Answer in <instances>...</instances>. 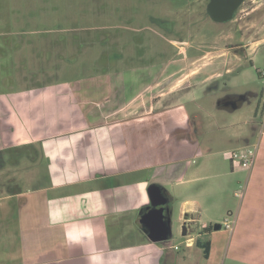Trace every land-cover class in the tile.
Masks as SVG:
<instances>
[{
    "label": "rangeland",
    "instance_id": "1",
    "mask_svg": "<svg viewBox=\"0 0 264 264\" xmlns=\"http://www.w3.org/2000/svg\"><path fill=\"white\" fill-rule=\"evenodd\" d=\"M208 2L0 0V147L6 149L0 153V264L16 250L21 202L10 192L21 189L36 199L31 211L41 207L39 198L55 193L49 191L51 167L43 158V143L32 140L50 132L47 127L55 120L67 121L70 109L60 106H82L88 119L99 106L88 109L89 103L77 105L73 98L71 105L69 96L56 100L54 94L72 88L83 102L93 90V101L120 105L144 95L155 80L198 68L203 76H214L188 89L197 99L185 106H204L203 126L196 136L211 139L202 152L207 159L211 149L215 168L208 175L216 176L195 183L193 190H212L213 201H223V210L239 211L213 218L210 209L201 224L222 225L217 234L201 236V241L212 242L211 257L205 259L203 250L193 247L185 261L186 238L177 203L164 264H264V205L258 195L255 212L246 208L248 173L233 169L220 153L225 146L264 145V0H246L237 20L227 23L210 18ZM256 7L257 13L247 15ZM240 46L246 50L238 54ZM222 100L239 107L232 112L216 108ZM239 136L250 143H236ZM61 143H67L64 150L72 145L68 139ZM202 159L197 154L195 164ZM226 220L231 229L225 228Z\"/></svg>",
    "mask_w": 264,
    "mask_h": 264
},
{
    "label": "crops",
    "instance_id": "2",
    "mask_svg": "<svg viewBox=\"0 0 264 264\" xmlns=\"http://www.w3.org/2000/svg\"><path fill=\"white\" fill-rule=\"evenodd\" d=\"M200 73V68L182 74L173 72L149 84L147 93L135 101L120 105L116 101L112 105L93 101V90L91 98L83 102L72 88L54 94L56 100L69 96L71 105L73 98L77 105L87 102L90 109L98 104L101 110L95 106L94 115L88 119L81 112L82 106H60L70 109L67 121L55 120L50 128L45 124L51 131L32 140V144L43 143V158L51 167L53 185L49 191L55 193L39 198L41 207L31 211L30 204L36 199L26 197L21 189L10 192V197L19 198L21 204L14 235L16 250L4 256L6 264H164L177 203L182 236L186 238L185 261L197 241L203 242L201 236L217 234L222 225L201 224L202 217L212 211L215 218L220 212L232 215L239 210H223V201H213L212 190H193L195 183L216 176L208 175L215 168L209 158L213 155L211 149L207 150V159L202 152L204 143L211 139L196 136L203 126L204 106H185L189 101L196 103L190 88L214 76ZM111 82L114 84L115 76ZM173 100L175 104L171 105ZM226 102L220 101L216 108L232 112L239 107ZM63 139L72 142L67 150V143H61ZM242 140L250 143L245 136L237 137L236 143ZM260 145L251 143L257 146L253 166L240 169L248 173L246 208L251 207V212H255L258 195L264 205V145ZM233 147L225 146L220 151L224 160L231 162L232 151L244 148ZM5 150L0 147V153ZM197 154L203 158L198 165ZM153 184L162 187L168 199L165 208L172 226V237L161 243L152 242L141 223V215L152 205L148 189Z\"/></svg>",
    "mask_w": 264,
    "mask_h": 264
},
{
    "label": "water",
    "instance_id": "3",
    "mask_svg": "<svg viewBox=\"0 0 264 264\" xmlns=\"http://www.w3.org/2000/svg\"><path fill=\"white\" fill-rule=\"evenodd\" d=\"M246 0H210L208 13L217 23H227L234 19L236 11ZM148 193L152 205L141 215L143 230L150 240L155 243L169 241L172 237V226L166 214L165 205L168 199L159 185L153 184Z\"/></svg>",
    "mask_w": 264,
    "mask_h": 264
},
{
    "label": "built area",
    "instance_id": "4",
    "mask_svg": "<svg viewBox=\"0 0 264 264\" xmlns=\"http://www.w3.org/2000/svg\"><path fill=\"white\" fill-rule=\"evenodd\" d=\"M264 76V74H263ZM257 152V146L240 148L231 153V163L239 169H249L253 166ZM228 220L224 223L225 228L231 229Z\"/></svg>",
    "mask_w": 264,
    "mask_h": 264
},
{
    "label": "trees",
    "instance_id": "5",
    "mask_svg": "<svg viewBox=\"0 0 264 264\" xmlns=\"http://www.w3.org/2000/svg\"><path fill=\"white\" fill-rule=\"evenodd\" d=\"M197 247L201 248L203 250V255L205 259L210 258V251H211V243L209 241L206 242H199L196 243Z\"/></svg>",
    "mask_w": 264,
    "mask_h": 264
},
{
    "label": "flooded vegetation",
    "instance_id": "6",
    "mask_svg": "<svg viewBox=\"0 0 264 264\" xmlns=\"http://www.w3.org/2000/svg\"><path fill=\"white\" fill-rule=\"evenodd\" d=\"M209 3H210V0H209V2H208V5H209ZM244 3H245V2H244ZM244 3H243V4H244ZM208 5H207V12H208ZM240 8H241V7H240ZM240 8H239V9H240ZM239 9L236 11L233 20H237V19H236V15H237V13L240 11ZM208 15H209V13H208ZM209 16H210V15H209ZM210 18H211V17H210ZM233 20H232V21H233ZM230 22H231V21H230ZM242 46H244V45H242ZM242 46L238 47V48H239V49L237 50V53H238V54H239L240 51H245V50H246L245 47H242ZM144 214H145V213H144Z\"/></svg>",
    "mask_w": 264,
    "mask_h": 264
}]
</instances>
